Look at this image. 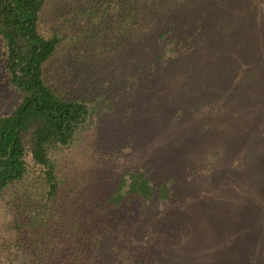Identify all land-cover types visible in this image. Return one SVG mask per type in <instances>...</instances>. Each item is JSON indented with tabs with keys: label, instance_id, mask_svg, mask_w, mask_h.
I'll return each instance as SVG.
<instances>
[{
	"label": "rangeland",
	"instance_id": "374dc122",
	"mask_svg": "<svg viewBox=\"0 0 264 264\" xmlns=\"http://www.w3.org/2000/svg\"><path fill=\"white\" fill-rule=\"evenodd\" d=\"M128 1L123 23L114 0H48L49 16L67 8L73 21L46 66L48 81L63 98L96 106L90 127L53 155L63 190L60 204L85 208L99 203L121 173L142 171L154 186L166 181L170 196L144 205L126 203L127 210L145 207L161 216L156 238L135 231L120 240L130 261L229 264L232 255L238 264L244 260L238 253L243 234L230 223L235 221L232 211L241 206L243 184L251 178L235 179L238 156L227 143L247 123L248 108L242 106L228 120L217 83L226 86L222 91L231 99L244 91L240 75L247 49L264 45V37L259 41L258 32L248 36L247 29L249 24L264 28V0ZM79 7L84 14L76 21L73 11ZM86 9L94 15L85 14ZM135 9L138 16H133ZM223 55L229 65L224 58L216 74L215 63ZM2 62L0 44V116L20 101L8 86ZM18 189L0 195V264H32L24 256L26 241H16L10 203L20 195ZM56 233L51 231V260L63 249ZM261 242L258 236L251 241V257L261 254ZM120 258L115 255L113 264Z\"/></svg>",
	"mask_w": 264,
	"mask_h": 264
},
{
	"label": "trees",
	"instance_id": "16d2710c",
	"mask_svg": "<svg viewBox=\"0 0 264 264\" xmlns=\"http://www.w3.org/2000/svg\"><path fill=\"white\" fill-rule=\"evenodd\" d=\"M110 1L106 0L107 4H111ZM139 1L135 0L133 5ZM112 3L117 4L118 15H123L122 22L128 21L125 12L129 1ZM86 13L94 15L89 9ZM83 14L80 7L73 11L76 21ZM133 16H138L136 9ZM72 22L67 8L65 13L49 16L48 0H0L2 70L8 86L20 95L16 107L0 116V195L19 188L20 195L9 203L18 233L16 241L18 244L26 241V261L31 259L32 264H47L46 259L50 264H113L112 258L116 260L115 255L120 253L122 258L114 264H135L128 259L129 253L119 244L120 240L135 231H144L147 238H156L161 216L145 207L127 210L126 203L136 200L144 205L166 200L170 196L166 181L154 186L142 171L123 172L113 190L99 203L90 202L85 208H65L60 204L63 190L53 155L56 150L71 146L77 136L90 127L96 110L95 105L90 106L84 100L63 98L48 81L46 66L67 39L65 27ZM256 32L260 41L264 28L256 29L249 24L248 36ZM246 58V67L240 75L244 85L241 95L234 93L233 98H229L228 93L222 91L226 86L221 83H217L216 95H219L220 105L226 106L223 111L228 120L236 112L241 113L242 106L248 108L247 123H242L240 133L227 143L238 156L233 170L235 179L244 177L245 182L247 177L251 178L243 184L245 194L241 206L232 211L235 221L230 225L241 228L243 234L238 253L244 260L238 264H264V241L261 242L264 238V45L249 46ZM223 59L229 65L228 56L220 57L215 63L216 74L222 70ZM225 70L230 71L226 66ZM239 99H242L240 104ZM255 124L257 126H253ZM255 143L258 148L254 147ZM261 171L263 177L258 176ZM52 230H56L55 238L62 242L63 248L55 251V260L47 258L48 247L53 246ZM255 236L260 239L257 249L261 254L251 257V241ZM229 256L228 263L237 264L231 260L232 255ZM140 264L150 262L143 259Z\"/></svg>",
	"mask_w": 264,
	"mask_h": 264
}]
</instances>
